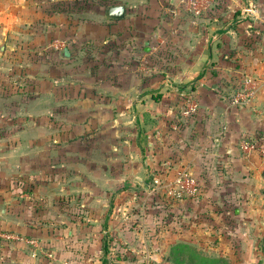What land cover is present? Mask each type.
I'll list each match as a JSON object with an SVG mask.
<instances>
[{
	"label": "crops",
	"instance_id": "0c3cea01",
	"mask_svg": "<svg viewBox=\"0 0 264 264\" xmlns=\"http://www.w3.org/2000/svg\"><path fill=\"white\" fill-rule=\"evenodd\" d=\"M176 4L0 0V80L14 89L0 92V233L46 249L0 239V264H98L109 240L136 253L161 222L168 256L206 227L239 259L264 254V157L241 149L264 144V0H218L199 18ZM117 5L125 18L107 19ZM247 84L254 99L234 105Z\"/></svg>",
	"mask_w": 264,
	"mask_h": 264
},
{
	"label": "rangeland",
	"instance_id": "374dc122",
	"mask_svg": "<svg viewBox=\"0 0 264 264\" xmlns=\"http://www.w3.org/2000/svg\"><path fill=\"white\" fill-rule=\"evenodd\" d=\"M218 0L214 1L211 5L210 8H214L215 3ZM102 2V1H101ZM105 3L108 4V0H105ZM169 6H172L170 3H167L164 7L168 8ZM173 8H177L180 9L182 11H187L189 13H191L195 18H199L198 16L194 15L192 12L189 11L186 3L181 2V0H178V4L174 5ZM209 8V9H210ZM182 17V16H180ZM202 17V16H201ZM95 20H102L104 21L105 18L104 16L101 14V16H98L97 14L94 17ZM53 47L57 49H61L59 46H55L53 45ZM4 58V57H3ZM0 58V61H2ZM1 63V62H0ZM17 65H11L8 67H5V71H8V73H16V72H22V70L25 68L22 66V64L18 65V63H15ZM17 68V69H16ZM14 71V72H13ZM3 83V79L0 80V92H2V94H7L10 93L9 91H13L14 89L11 90H7L6 87L2 84ZM17 85H19V83H17ZM17 89H20L22 87L17 86ZM4 90V91H3ZM19 91V90H18ZM14 93V92H13ZM187 102L190 101H195L197 102V100L192 96V97H187ZM3 102V101H2ZM1 103V102H0ZM198 103V102H197ZM160 226V229H157V226ZM165 222H161L160 224H149V225H145L143 226L144 228V232H143V236H142V247L140 248L141 250L136 251V253L134 251L131 250L130 248V244H123L125 243L124 239L120 240L119 238L114 239L112 238L111 240H109V248H107L108 252H104V255H101L99 257V262L98 264H172V261L170 262V257L167 254V249H166V244H165ZM160 230V231H158ZM161 232V236L163 237H159V234L157 233ZM215 229H208L203 228V232L201 234V239L198 243L199 246H197L196 244H186L190 247H194L195 249H197L198 251L211 256V257H222L223 259L229 261L232 264H240L242 261L244 263H248V264H264V254L256 257H251V258H245V259H239L238 257H236L235 255H233V253H230V250H225L227 249L228 245L230 244L229 239L225 240V242L220 241L216 238V236L218 235H214ZM218 232V231H217ZM201 233V232H200ZM161 238V239H160ZM154 240V242H152L151 240ZM162 242H160V240H162ZM196 241V242H198ZM262 243L264 245V237L262 238ZM108 242V240H107ZM261 245V242H260ZM262 245V246H263ZM222 253V255L220 254ZM210 254V255H209ZM242 258V257H241ZM174 261V260H173ZM105 262V263H104ZM243 263V264H244Z\"/></svg>",
	"mask_w": 264,
	"mask_h": 264
},
{
	"label": "built area",
	"instance_id": "2783aa9c",
	"mask_svg": "<svg viewBox=\"0 0 264 264\" xmlns=\"http://www.w3.org/2000/svg\"><path fill=\"white\" fill-rule=\"evenodd\" d=\"M216 0H181V2L186 3L190 12L194 15L201 17L210 8V5ZM65 44L59 42L58 46L62 48ZM255 88L250 85H246L238 94L233 97L232 103L234 105L249 104L255 96ZM198 110V103L195 101H190L185 111V115L190 117L194 115ZM241 149L246 154H251L256 151H260L261 155L264 157V144L256 143L255 141L245 138L242 141ZM177 182L181 188V191L186 192L191 196L199 195L201 192L200 184L196 177L189 173H183L177 178ZM159 185L160 182L156 181ZM0 239L6 241H24L28 244L33 245L36 248L34 256H37L38 252H45V247L35 240H28L20 237L19 235L12 233H0ZM51 257V255H50Z\"/></svg>",
	"mask_w": 264,
	"mask_h": 264
},
{
	"label": "trees",
	"instance_id": "16d2710c",
	"mask_svg": "<svg viewBox=\"0 0 264 264\" xmlns=\"http://www.w3.org/2000/svg\"><path fill=\"white\" fill-rule=\"evenodd\" d=\"M15 182L19 183L20 181H14V185H17V183ZM104 251L106 253L108 252L107 247H105ZM206 254L186 244H179L171 249L169 259L170 262L172 261V264H232L229 261L223 259L222 257H211Z\"/></svg>",
	"mask_w": 264,
	"mask_h": 264
},
{
	"label": "water",
	"instance_id": "95a60500",
	"mask_svg": "<svg viewBox=\"0 0 264 264\" xmlns=\"http://www.w3.org/2000/svg\"><path fill=\"white\" fill-rule=\"evenodd\" d=\"M125 10L124 5L110 6L106 9V18L110 20H122L126 15ZM8 38L9 28H5L0 37V58L5 54Z\"/></svg>",
	"mask_w": 264,
	"mask_h": 264
}]
</instances>
